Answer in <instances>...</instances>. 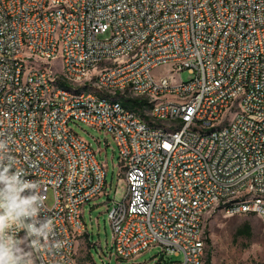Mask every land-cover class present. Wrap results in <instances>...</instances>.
Instances as JSON below:
<instances>
[{
  "label": "built area",
  "instance_id": "2783aa9c",
  "mask_svg": "<svg viewBox=\"0 0 264 264\" xmlns=\"http://www.w3.org/2000/svg\"><path fill=\"white\" fill-rule=\"evenodd\" d=\"M73 121L110 135L124 170L111 255L207 264L213 213L264 221V0H0V140L62 242L25 240L34 264H80L84 207L106 188Z\"/></svg>",
  "mask_w": 264,
  "mask_h": 264
},
{
  "label": "rangeland",
  "instance_id": "374dc122",
  "mask_svg": "<svg viewBox=\"0 0 264 264\" xmlns=\"http://www.w3.org/2000/svg\"><path fill=\"white\" fill-rule=\"evenodd\" d=\"M107 36L108 33L101 37ZM167 70V66H162L157 68L154 74L157 76L166 73ZM173 77L174 82H186L192 76L188 70H183L175 72ZM69 126L82 139L92 144L98 160L104 164L107 173L105 191L93 200L98 205L91 213L92 222L89 220V215H85L90 237L88 241L82 239L76 243L75 252L78 261L81 264H156L159 260L165 262L181 260L182 256L177 258L165 255L162 258L160 246L142 251L130 259H118L115 255H111L114 251L107 213L109 199L121 200L127 190L118 149L112 137L103 131L92 129L78 121L70 122ZM47 204L49 206L53 204L52 193L48 196ZM245 224L251 227L250 238L236 235L237 230ZM206 227L211 241L210 245H207V250L211 249V264H264V221L260 217L254 214L226 217L215 212L208 218ZM22 245L24 246L25 242Z\"/></svg>",
  "mask_w": 264,
  "mask_h": 264
},
{
  "label": "clouds",
  "instance_id": "9594fccd",
  "mask_svg": "<svg viewBox=\"0 0 264 264\" xmlns=\"http://www.w3.org/2000/svg\"><path fill=\"white\" fill-rule=\"evenodd\" d=\"M6 149V143L0 140V185H3L0 188V264H34L32 252L22 247L25 240L30 241L32 249L43 245L60 248L62 242H49L52 220L39 222L38 214L44 199L39 191L21 196V192L38 188V184L29 180L22 182L19 171L11 172L15 161ZM19 231L25 233L23 238H18Z\"/></svg>",
  "mask_w": 264,
  "mask_h": 264
},
{
  "label": "trees",
  "instance_id": "16d2710c",
  "mask_svg": "<svg viewBox=\"0 0 264 264\" xmlns=\"http://www.w3.org/2000/svg\"><path fill=\"white\" fill-rule=\"evenodd\" d=\"M123 105L130 108H136L139 109V107H142L145 104L144 100H141L139 98H129V99H122ZM208 233V232H207ZM237 236H242L245 238L251 237V227L248 224H245L241 228L237 230L236 233ZM211 241L210 238H208V244L210 245ZM211 249L207 252V264H211Z\"/></svg>",
  "mask_w": 264,
  "mask_h": 264
},
{
  "label": "crops",
  "instance_id": "0c3cea01",
  "mask_svg": "<svg viewBox=\"0 0 264 264\" xmlns=\"http://www.w3.org/2000/svg\"><path fill=\"white\" fill-rule=\"evenodd\" d=\"M96 205H98L97 203H95V201H92L90 204H88V205H86L85 207H84V210H83V218H84V222H85V230L82 232V233H80V234H78L77 235V238H76V243L78 242H80L82 239L85 241V240H89V237H90V234L88 233V226H87V223H86V221H85V215H89V220L92 222V216H91V213H92V211H93V209L96 207ZM76 243H75V246H76ZM88 252H89V249H88ZM75 256H76V252H75ZM90 257H91V255H90ZM76 259H77V257H76ZM77 261H78V259H77ZM79 262V261H78ZM80 263V262H79ZM81 264V263H80Z\"/></svg>",
  "mask_w": 264,
  "mask_h": 264
}]
</instances>
